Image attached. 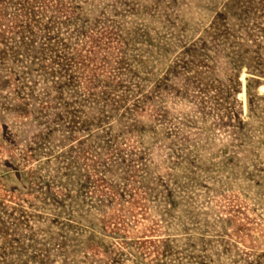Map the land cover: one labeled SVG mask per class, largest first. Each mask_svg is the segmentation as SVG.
<instances>
[{"label":"rangeland","instance_id":"obj_1","mask_svg":"<svg viewBox=\"0 0 264 264\" xmlns=\"http://www.w3.org/2000/svg\"><path fill=\"white\" fill-rule=\"evenodd\" d=\"M0 264H264V0H0Z\"/></svg>","mask_w":264,"mask_h":264}]
</instances>
